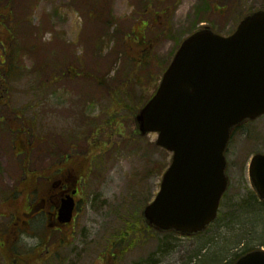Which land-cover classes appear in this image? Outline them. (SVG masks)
I'll use <instances>...</instances> for the list:
<instances>
[{
  "label": "rangeland",
  "instance_id": "obj_1",
  "mask_svg": "<svg viewBox=\"0 0 264 264\" xmlns=\"http://www.w3.org/2000/svg\"><path fill=\"white\" fill-rule=\"evenodd\" d=\"M92 1L15 0L9 8L12 19L0 17V44L13 30L21 39L15 47L20 58L14 61L20 62V75L5 80L7 118L14 111H24V122L32 112L37 116L32 123L36 146L28 155H14L12 135L0 126V264H54V243L59 264H233L247 252L264 249V204L248 174L251 158L264 153V116L235 131L227 152L230 188L216 222L196 237L158 234L142 221L169 155L153 145L155 135L136 136L133 123V114L156 89L180 41L202 25L231 34L245 14L264 9V0H108L104 14L115 18L112 31L120 32L114 38L105 37L102 24L91 28ZM7 5L4 0L0 10L8 13ZM94 33L102 41L94 44L98 49L88 41ZM79 56L89 71L99 69L110 89L93 86L90 78L84 84L57 81L39 89L47 75L35 70L44 61L54 70L59 67L55 58L76 61ZM4 58L0 45L3 64ZM147 68L150 82L143 81ZM82 76L74 73V80ZM131 80L127 89L122 86ZM33 125L25 122L27 130ZM31 143L26 135L27 148ZM54 154H70V161L87 165L86 175L75 180L79 198L73 228L54 235L43 217L19 230L9 219L15 211L7 193L18 188L22 164L41 174L54 172ZM49 177L53 181L54 174ZM32 180L44 191L52 185Z\"/></svg>",
  "mask_w": 264,
  "mask_h": 264
},
{
  "label": "water",
  "instance_id": "obj_2",
  "mask_svg": "<svg viewBox=\"0 0 264 264\" xmlns=\"http://www.w3.org/2000/svg\"><path fill=\"white\" fill-rule=\"evenodd\" d=\"M264 115V10L246 16L223 36L205 27L187 37L153 97L134 116L137 135L157 134L171 154L159 191L141 213L160 233L191 237L216 220L230 181L226 151L237 126ZM250 182L264 201V154L255 155ZM75 209L63 200L60 222ZM236 264H264L256 250Z\"/></svg>",
  "mask_w": 264,
  "mask_h": 264
},
{
  "label": "trees",
  "instance_id": "obj_3",
  "mask_svg": "<svg viewBox=\"0 0 264 264\" xmlns=\"http://www.w3.org/2000/svg\"><path fill=\"white\" fill-rule=\"evenodd\" d=\"M13 1H15V0H7L8 5L5 8H6L8 13H5L4 11L0 10V17L2 18L3 22L8 21L9 19H12V18H10V15H12V12H10L9 8H10L11 4L13 3ZM3 2H4V0H0V6L3 4ZM105 3L108 4V0H105V1L100 0V2L98 0L96 3H94V0L92 1L93 9H92L91 13L88 14L89 19L91 20V28L94 29L95 25L97 27H99V24H102L101 29H103V31L105 33V37H108V38L113 37L114 38L117 35H119L120 32L112 31V28L115 26L116 21H115L114 17H113V21H112V17H108L109 12L107 14H104L103 7H104ZM96 5H97V7H96ZM88 8H89V5L87 4V11H88ZM93 11H94V13H93ZM93 19H94V22L92 21ZM16 34L17 33H15L13 30V33L11 34V38L9 40H7L6 42H3L0 44L1 46L4 47V57H5L3 60L4 64L0 62V90L1 89L2 90H8V86L5 83V80H6V78L10 77L11 74L16 75V76L20 75V71L18 70L20 62L18 61L17 63H14L15 60L20 58V53L16 52V50H15V47L17 46V43L20 39V37L16 36ZM88 41L92 42L93 46L95 43H97L99 46L102 44L101 38L97 33H94V35L92 37H89ZM126 41H127V39H126ZM5 43H8V49L5 48V46H6ZM20 48H21V42H20L18 49L20 50ZM94 48H95V46H94ZM98 48H95V49H98ZM56 62L58 63L59 67L58 68L54 67V70L52 69L51 64L49 62H46V61H44V63L42 62L43 64L41 63L42 65H41V68L39 70H37V69L35 70V72H39V74L47 75L46 77L42 78V79H47V80L43 85L39 86V89H45L46 87H48L49 85H51L52 83H55L57 81H74V82H77L79 84H80V82L82 84H84L83 80L89 79V78L92 79L93 86H96V87H99V88L105 89V90H108L111 87L109 85V81L106 80L105 77L102 78L101 75L98 73V71H99L98 68H96L94 70L92 69L91 71H89L87 69L86 61L84 60V57L79 56L78 59H76V61L75 60H68V59L59 60V59L55 58L54 63H56ZM50 69H52V70H50ZM45 70H47V72H45ZM49 70L51 71V74L48 73ZM150 70H151V68L149 70L147 68L146 73L144 74V80L143 81L148 80V82H150V78L152 76L147 77L152 72ZM74 73H75V77L78 74H82L83 76L81 77L80 80H74V78H75ZM109 76L110 75L107 74L106 78H109ZM39 77H41V76H39ZM42 79L40 78L39 81H41ZM130 82L133 83V80L129 81L128 83H127V81L124 82L125 85H122V86L127 89V87H129ZM124 96L126 97V99L128 98L127 95H124ZM130 97H132V96H130ZM34 99H37V98L35 97ZM3 105L4 104L2 103V106ZM22 115H25V114L22 113ZM11 116L12 117L16 116L15 118L18 117L17 118L18 121L21 122V120H20L21 115H19V113H13V114H11ZM32 116H33L32 118H27V119L25 118V122L29 123V124L33 123L34 122L33 118H34V120L37 119L36 113L32 112ZM10 130H11L12 138H14L16 140V138L18 137L17 131L20 130V127H13V122H11ZM21 167H22V173H23L22 177L24 179L27 178L26 179L27 182L24 184L25 185V192L27 191L29 193V191L31 189H33V191L35 192L36 189L39 188V184L35 180H32V179L34 178V179L38 180V178H39V177H37L38 175H34V176H32V179L31 178L29 179L27 177V173H28L27 167H25L23 164ZM70 169H71L70 172L72 174V177L75 180L77 177H83L87 173V165L86 164L83 166H80V165H77L76 163H74V161H73L72 167ZM44 179L45 178H41V180H44ZM147 234H148V232H147ZM5 250L7 252H9L7 250V248Z\"/></svg>",
  "mask_w": 264,
  "mask_h": 264
},
{
  "label": "flooded vegetation",
  "instance_id": "obj_4",
  "mask_svg": "<svg viewBox=\"0 0 264 264\" xmlns=\"http://www.w3.org/2000/svg\"><path fill=\"white\" fill-rule=\"evenodd\" d=\"M2 108V107H0ZM5 117H1L4 119ZM6 122H2V125H5ZM23 135H21L20 146L17 145L16 149L19 150V154L23 151V143L22 139ZM57 157V160L54 164V172L48 171L47 173H43L41 178H45L46 181H50V175L54 174V179L51 182L50 187H45L46 191L41 188H37L36 191L32 192L30 197L25 196L24 187L22 186L19 190L20 195L17 200L11 201V205L16 206L15 210L17 214H14V221H22V222H14L19 230L24 231V227H29L33 221L37 219H42L45 217V221L49 223L50 229H47L50 233L54 232L58 234L60 231H68L73 228L76 212L78 209V198H79V182L75 181L71 174L72 161L68 162L63 159L59 161V156L54 154ZM74 179H72V178ZM28 192H26L27 194ZM71 196L74 198L76 202V208L74 212V219L70 224H62L59 219L60 207L62 201ZM35 198L36 203H32V200ZM7 201H10L9 199ZM37 254V250H36ZM112 256V255H111ZM51 257V256H50ZM49 258V257H47ZM27 261V260H26ZM103 263L104 260H102ZM54 264L58 263V247L54 243Z\"/></svg>",
  "mask_w": 264,
  "mask_h": 264
}]
</instances>
